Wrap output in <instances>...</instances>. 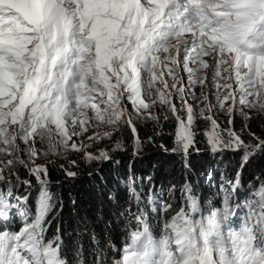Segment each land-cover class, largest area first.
<instances>
[{"label": "snow or ice", "instance_id": "snow-or-ice-1", "mask_svg": "<svg viewBox=\"0 0 264 264\" xmlns=\"http://www.w3.org/2000/svg\"><path fill=\"white\" fill-rule=\"evenodd\" d=\"M180 73L188 85L215 87L216 104L209 94L203 108L190 104ZM160 106L163 119L170 114L175 121V147L160 145L165 152L182 154L187 166L195 125L203 119L209 150L241 154L239 170L232 179L220 177L221 204L206 212L187 183L178 208L149 196L151 211L168 217L159 238L138 208L113 264H264V179L257 178L254 198L238 200L243 169L264 155V138L249 130L246 141L234 128L237 111L246 120L245 109L264 114V0H0V264H69L61 229L46 240L57 202L47 165L36 163L38 142L47 143L45 155L83 151L87 161H109L125 149L122 140L92 153L77 139L107 126L87 138L99 142L126 128L138 155L145 143L139 123L159 122L154 109ZM216 111L227 115L228 127ZM17 166L35 184L21 179ZM21 185L29 195L15 194ZM128 192L140 200L134 182ZM76 257V264H87L82 248ZM94 264L104 261L97 255Z\"/></svg>", "mask_w": 264, "mask_h": 264}, {"label": "trees", "instance_id": "trees-1", "mask_svg": "<svg viewBox=\"0 0 264 264\" xmlns=\"http://www.w3.org/2000/svg\"><path fill=\"white\" fill-rule=\"evenodd\" d=\"M249 117L250 119L246 120L244 116L236 113L235 130L242 128L246 141L250 139L249 130L264 138V119H260L258 114ZM219 120L221 126H228V117L222 116ZM164 123L170 126L172 121L168 119L163 121ZM157 132L161 134L156 135ZM139 135L145 143L138 155H133L131 133L127 130L124 133L125 149L112 152V159L109 161H87L83 152L71 154L62 151L65 160L63 162L56 157L57 154H44L47 151V143H37L41 150L39 157L45 159L44 165L48 167L50 190L54 201L57 202L55 210L48 217L52 224L46 233V240L57 234L58 227L61 229L63 251L69 264H76V252L81 248L87 264H94L97 255L102 258L104 264H113V261L119 258L128 231L135 228V221L130 213H137L138 208L147 212L151 229L161 232L168 217L163 213L158 216L152 212V204L148 200L155 184L164 188L158 196L159 199L172 203L176 208L181 203L180 189L186 183L193 187L205 212L210 207L220 206L223 193L216 194L220 177L224 175L232 179L236 171H230L229 166L221 165V157L218 154H215L217 163L213 161L214 156H203L193 163H187V166L182 164L178 168H172L173 163L180 160L179 154L165 152L160 145L169 150L174 148L173 134L168 135L164 131L142 126L139 127ZM148 137H153V141L148 142ZM195 142V147L191 150L208 146L201 133L197 134ZM72 161H75V164ZM16 170L21 179H31L35 184V178L29 177L26 169L17 166ZM65 170L76 172L77 175L69 177ZM250 170L251 175L256 171L264 175V161H259ZM204 176L214 177L215 184L205 180ZM133 182L136 191L140 193V200L129 197L128 185ZM13 191L17 196L29 195L24 185ZM34 204L35 196L31 193L29 207L32 211ZM20 223V219H17L13 228L19 227ZM93 235L96 237L95 241L92 239Z\"/></svg>", "mask_w": 264, "mask_h": 264}, {"label": "rangeland", "instance_id": "rangeland-1", "mask_svg": "<svg viewBox=\"0 0 264 264\" xmlns=\"http://www.w3.org/2000/svg\"><path fill=\"white\" fill-rule=\"evenodd\" d=\"M180 75H182L184 77V84H185L186 90L188 92L187 100H188V102L190 104L194 105L197 108V110H199V108H203L205 106L206 102L203 100V94H209V99L211 101V104H213V105L216 104V99H215L216 88L215 87L209 88L207 86L208 82H206V86H204L203 88H201V86H199V85H195V86L188 85L187 74L186 73H180ZM193 94H194L195 98L193 97ZM175 103L177 104V106L181 105V101L179 99H176ZM128 107L130 108L131 105H128ZM165 110L166 109L163 106H160L158 109H154V111L158 112V114L160 116L159 122H156V121H153V120H145V121H141L139 123V127L149 126V127L154 128L155 130H158V131H161V132L164 131L168 135L169 134H173L174 133V129H175V121H174V119L171 118L170 114H169V117H170L169 119H171L172 124L170 126H167L165 123L163 124V121H165L163 119V115H164ZM245 112L248 114V116L249 115H253V114H258L260 119H264V114H261V113L257 112L256 110L245 109ZM237 114L241 115L239 111H237ZM222 116L223 117H227V115L224 112L216 111V119L218 120L219 123H220L219 118H221ZM241 116H243V115H241ZM207 127H208V122L207 121H205L203 119H199L197 121V123L195 125V131H196L195 141H196V137H197L198 133H201L202 136L206 139V137L203 135V132H204V130ZM221 127L226 128L228 126H221ZM107 130H108L107 126H102V127H99V128L90 129L84 136H82V137L77 139V143L83 142L86 145L90 144L91 146L87 147L86 151H89V152H92V153H97L100 149L111 150L115 146V141L117 139L122 140L123 143L125 144L126 141L124 140V133H126V131L128 130L126 128L123 129L122 132L114 134L111 139H104V140L99 141V142H91V141H89L87 139L88 136H91L94 131L102 133V132L107 131ZM241 130H242V128L241 129L238 128L236 131L240 132ZM248 136H249V134H248ZM257 136H260L262 138L261 135L257 134ZM206 141H207V139H206ZM173 142H174V135H173ZM194 147L189 149V155L187 157V163H193V162L196 161L197 158H201L203 156H206L208 158L210 156H214L215 157V154H213L209 150L208 146L206 148H204L203 151H201V152H198L196 150H191ZM62 151L63 150H60L59 154H57L56 157H59L60 160L64 162L65 161L64 157H63L64 153ZM68 152L73 154V153H82L83 151L75 152V151H70L69 150ZM217 154L221 157V159H220L221 160V163H220L221 165H225L227 167L229 166L228 170H230V171L239 170L241 154L235 153V152H231V151H225L223 153H217ZM179 156H180V160L175 162V163H173L172 168H178V167H180V165L186 164L183 155L179 154ZM26 158L27 157H25V159ZM261 160L264 161V155L257 154L244 167L243 172H242V177L243 178H247L246 180L250 181V183H251V185H252V187L254 189H255V187L258 186V182L259 181H258L257 178L264 179V175L261 172H259V171H256V172H254L251 175V170L250 169H252V167H255L257 165V163L259 161H261ZM213 161L215 163H217L216 157L214 158ZM36 163L37 164H44L45 163V159L43 157H39L36 160ZM32 194L35 196V191L34 190L32 191ZM252 198H254V197H252ZM34 210H35V204L33 206V212H34Z\"/></svg>", "mask_w": 264, "mask_h": 264}, {"label": "clouds", "instance_id": "clouds-1", "mask_svg": "<svg viewBox=\"0 0 264 264\" xmlns=\"http://www.w3.org/2000/svg\"><path fill=\"white\" fill-rule=\"evenodd\" d=\"M195 150L198 152L203 151V149H195ZM204 178H205V180H208V181L210 179V177H206V176H204ZM123 182H124V180H123ZM211 182L215 184L214 177L212 178ZM153 190H154V195H153V191H152L153 199L161 201L158 196L160 193L163 192L164 188L160 187L158 184H155V185H153ZM239 191L241 193V200H243L245 197L252 198L251 193L254 191V188L252 187L250 181H247L246 179L242 178V183H241V187H240ZM242 212L244 213V211H242Z\"/></svg>", "mask_w": 264, "mask_h": 264}, {"label": "bare ground", "instance_id": "bare-ground-1", "mask_svg": "<svg viewBox=\"0 0 264 264\" xmlns=\"http://www.w3.org/2000/svg\"><path fill=\"white\" fill-rule=\"evenodd\" d=\"M220 162V161H219ZM253 172H254V170H253Z\"/></svg>", "mask_w": 264, "mask_h": 264}]
</instances>
